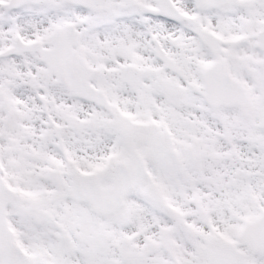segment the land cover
Returning a JSON list of instances; mask_svg holds the SVG:
<instances>
[{"label": "snow or ice", "instance_id": "1", "mask_svg": "<svg viewBox=\"0 0 264 264\" xmlns=\"http://www.w3.org/2000/svg\"><path fill=\"white\" fill-rule=\"evenodd\" d=\"M0 264H264V0H0Z\"/></svg>", "mask_w": 264, "mask_h": 264}]
</instances>
